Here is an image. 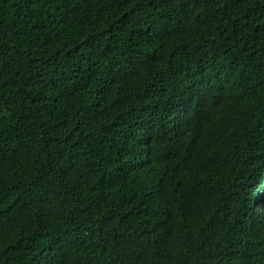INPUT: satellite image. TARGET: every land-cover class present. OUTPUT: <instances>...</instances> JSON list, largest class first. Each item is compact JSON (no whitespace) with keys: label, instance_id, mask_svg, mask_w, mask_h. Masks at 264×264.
I'll list each match as a JSON object with an SVG mask.
<instances>
[{"label":"trees","instance_id":"obj_1","mask_svg":"<svg viewBox=\"0 0 264 264\" xmlns=\"http://www.w3.org/2000/svg\"><path fill=\"white\" fill-rule=\"evenodd\" d=\"M0 264H264V0H0Z\"/></svg>","mask_w":264,"mask_h":264}]
</instances>
